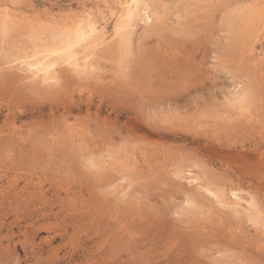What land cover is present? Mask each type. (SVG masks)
Listing matches in <instances>:
<instances>
[{
	"label": "rangeland",
	"instance_id": "rangeland-1",
	"mask_svg": "<svg viewBox=\"0 0 264 264\" xmlns=\"http://www.w3.org/2000/svg\"><path fill=\"white\" fill-rule=\"evenodd\" d=\"M115 2L0 0L12 27L0 39V264H264V30L246 0H151L157 20L130 50L107 43L79 78L59 67L56 89L6 63L44 25L90 18L110 34ZM236 83L248 98L230 109ZM192 163L212 187L252 195L258 224L177 176Z\"/></svg>",
	"mask_w": 264,
	"mask_h": 264
},
{
	"label": "bare ground",
	"instance_id": "bare-ground-1",
	"mask_svg": "<svg viewBox=\"0 0 264 264\" xmlns=\"http://www.w3.org/2000/svg\"><path fill=\"white\" fill-rule=\"evenodd\" d=\"M107 2H109V1H107ZM115 3H116V8H115L116 11L115 12H112L111 5H110V7H108L111 10V12H109V13L115 15V17H116L115 24H114V26L112 28V32L110 34H108V32H107L106 23H97V21H92L90 18L79 19L78 21L72 23L69 26H65V27L59 26V27H53V28H47V27L45 28L44 27L45 25H44L43 28H40V29L38 28L35 32H32L28 35L29 39L31 40V43H33V47L31 48V51L30 52L27 50L15 51L17 53H14L13 55H10L9 57L7 56L8 58H6V63H8V65L9 64L14 65L16 67V69L19 70V72H17V73H20V71L23 73H26L23 76L24 77L26 76L27 79H31L32 82H34L36 84H42V85H48V86L50 85V87H51V85L53 86L54 84H56L58 82V79H59L58 75H61V74H58V72L61 71V70L58 71L59 70L58 68L61 66L65 67L66 69H68L69 71H71L72 73L77 75V77L84 75L86 73H90V72L92 73V72L96 71L98 68V56H99L98 51L102 48H105V46H107L106 45L107 43H114L115 42L116 43L115 51H117V50L119 51V47H123V48L130 50V48H131L130 45L133 44L132 41H133L135 33L137 32V29H139V28H143V29L150 28L153 24H155V22L157 20V15L153 10L151 0H136V4H133V0H116ZM154 4H155V2H154ZM137 5H139V6H137ZM145 5H147L146 8L144 7ZM129 6H131V7H129ZM114 7H113V9H114ZM228 8H229V6H228ZM246 10H247L246 14H249V17L254 19L256 22V24H255L256 34L255 35L260 36L264 30V0H246ZM229 13H231V12H229ZM243 17H244V14L237 13L236 17H234V22L236 24L239 23L242 26L243 21L245 19ZM175 19H177V18H175ZM175 19H174V21H175ZM171 21H172V19H171ZM168 22L169 21H167V23ZM228 22H227V24H231ZM118 24H119L120 29H121L119 32L117 31V25ZM225 25H226V23H225ZM228 27H230V26H228ZM11 28L12 27H11V22H10V13L9 12H2V13L0 12V39H3L5 34L8 33L11 30ZM232 29H233V27H232ZM232 29H231V32L233 31ZM77 32L81 33V35L79 37H77ZM261 39L262 38L260 37L258 39V41H261ZM3 40H5V39H3ZM41 40H43L44 43H42ZM110 40H112V41L110 42ZM39 41L42 44L37 43ZM4 42H6V41H4ZM25 43L27 45L28 42H25ZM259 43H260L261 47L259 50L260 52H259V54H257V56H259L261 58H258L257 60L264 62V46L262 45V42H259ZM72 44H74L75 47H72L71 46ZM5 47H6V45H5ZM53 52L60 53V55L53 56L51 54ZM128 53H130V52L128 51ZM0 64H2V63H0ZM6 67H8L7 64H6ZM60 73H62V72H60ZM227 77H228V75H227ZM230 79H233V78H230ZM75 80H77V79H75ZM230 84H232V83H230ZM232 86H233V90L229 91L228 95L226 97L227 98L226 101L231 100L230 102H228L229 105H231L230 109H233L232 103L238 104V106H240V104L245 102L248 98V89L244 84H243V86H240V83H236L235 85H232ZM50 87H48V89ZM55 87L56 86L54 85V88ZM58 87H60V86H58ZM45 88L47 89V87H45ZM229 90H231V88ZM226 94H227V91H226ZM228 98H230V100H228ZM229 105H226V106L229 107ZM59 135L61 136L60 133H58V136ZM100 149H101V147H100ZM210 149H211V147H210ZM210 149H209V151H211L213 153V150H210ZM213 149H215V148H213ZM56 150H58V149H56ZM204 150H206V146H205ZM107 151H105V152L107 153ZM110 151L112 152V150H109L108 152H110ZM61 152H62V149H61ZM215 152L216 151H214V153ZM109 154L110 153H108V155ZM86 157L87 158H85V159L89 158L88 155ZM103 157H106V156H103ZM87 161H90L91 167L92 168L96 167L95 169H97V167L103 166L106 162L105 159H102V158L94 159V157L89 158ZM90 165H89V167H90ZM108 165L110 167V164H108ZM87 166H88V164H87ZM111 166H112V164H111ZM178 167H180V168H178ZM178 167H177L178 168L177 176L180 175V178L182 180L184 179L187 182V184H189L192 188L203 191L217 205H219L222 208H225L224 209L225 211L227 209V211L229 210L233 214H242L247 218V220L250 224H252L254 226L258 224V214H257L258 205H257L255 198L252 195H248V194L244 195L243 190H241V191H243V192H241L239 189H236L234 187H228L227 189L212 187L210 184L205 182L202 179L200 173L197 170H195L196 167H197V169L202 170L200 167H198V164L192 163V164L184 166V167H182L181 165ZM174 172H175V170H174ZM178 173H181V174L183 173L185 176L183 177V175L178 174ZM172 175H174V174L172 173ZM203 175H205V174L203 173ZM207 178H209V177H207ZM120 179L124 180L125 176L123 178L120 177L118 180H120ZM209 179H207V180H209ZM211 179H210V181L213 180V179L212 180ZM112 183H111V185H112ZM129 184L130 183H128L127 185L120 188V192H122L123 195L127 194V190L130 187ZM123 195H121V196H123ZM201 195H202V193H201ZM184 196L185 197L182 200H183V204L185 206V210L187 212H189V211L195 209V207H196L195 196H193L194 199L191 195H189V193L188 194L186 193ZM197 199H200V198H197ZM201 199H203V196L201 197ZM184 206L182 205L183 208H184ZM182 207L180 205L179 208H181V210L184 211L182 209ZM209 211L207 210V213ZM177 212L180 213L179 211H177ZM184 213H185V211H184ZM228 213H230V212H228ZM200 214H202V213H200ZM185 215H187V214L185 213ZM208 215H210V214H208ZM191 216L193 217V215H191ZM189 217L187 220H189ZM192 220H194V219L192 218ZM254 226H252V227H254ZM256 228H258V227L256 226ZM253 230H255V229L253 228ZM257 231H258V229H257ZM232 245H233V243H232ZM220 250L222 251V248ZM220 250H218V254L223 253V252H220ZM215 255L216 254L214 253V256ZM226 258H228V257H226ZM230 258H232V256ZM239 260H242V258L239 257L238 261Z\"/></svg>",
	"mask_w": 264,
	"mask_h": 264
},
{
	"label": "snow or ice",
	"instance_id": "snow-or-ice-1",
	"mask_svg": "<svg viewBox=\"0 0 264 264\" xmlns=\"http://www.w3.org/2000/svg\"><path fill=\"white\" fill-rule=\"evenodd\" d=\"M133 4H136V0H133ZM137 6H139V5H137ZM129 7H131V6H129ZM145 8L147 7V5H145L144 6ZM121 29H120V26H119V24L117 25V31L119 32ZM81 35V33H79V32H77V37H79ZM72 47H75V45L74 44H72L71 45ZM53 56H56V55H60V53H57V52H53V53H51Z\"/></svg>",
	"mask_w": 264,
	"mask_h": 264
}]
</instances>
